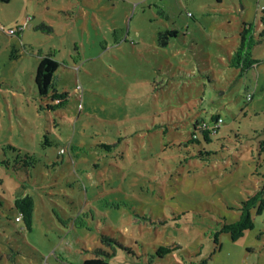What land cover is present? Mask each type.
Here are the masks:
<instances>
[{
	"label": "rangeland",
	"instance_id": "rangeland-1",
	"mask_svg": "<svg viewBox=\"0 0 264 264\" xmlns=\"http://www.w3.org/2000/svg\"><path fill=\"white\" fill-rule=\"evenodd\" d=\"M263 10L264 0H0V264H81L103 234L134 251L112 264H264V212L239 239H215L264 173V36L256 65H230L245 26L264 32ZM27 18L22 35L3 31ZM46 54L68 94L54 108L35 84ZM213 114L223 123L206 142L194 123ZM19 193L34 199L31 228ZM160 245L178 248L161 257Z\"/></svg>",
	"mask_w": 264,
	"mask_h": 264
},
{
	"label": "trees",
	"instance_id": "trees-1",
	"mask_svg": "<svg viewBox=\"0 0 264 264\" xmlns=\"http://www.w3.org/2000/svg\"><path fill=\"white\" fill-rule=\"evenodd\" d=\"M10 1V0H3ZM264 14V10H263ZM264 21V15H263ZM19 26H15L18 28ZM23 32V31H22ZM21 31H17L15 34L21 35ZM174 33V32H173ZM169 33H159V40L162 43V39L165 35ZM241 41L238 47L235 49L233 56L230 58V65L233 67H240L243 70L249 69L250 67L257 64V59L253 57V49L257 45L259 38L264 36V32H256L254 25H250L248 28L245 26L241 30ZM59 67V61L54 57L53 54L42 55L39 59L36 73H35V84L39 95L42 97H51L53 100L58 101V103L53 106L49 105V108H54L56 106L64 105L68 101V94L60 93L56 88H54V75ZM50 90H52L51 94ZM221 119V123L218 126H211L213 123H217ZM223 123V118L219 114H213L211 120H197L194 126L197 130L201 131L202 137L206 142L212 141V134H215L220 129ZM199 125V126H198ZM196 130V131H197ZM199 141L197 132H193V137L188 140L189 142ZM9 147L21 151L12 144ZM260 152L264 153V139L259 142ZM210 153V151L208 152ZM26 158H30L29 153H26ZM264 161V159H263ZM262 175V181L259 189L253 195H249L246 199L241 201V206L239 207L240 215L239 218L232 223L224 222L221 224V229L215 233V239L217 247L220 246L219 235L220 233H229L233 240H237L242 237L247 230L254 228V215L262 214L264 212V173ZM15 205L22 214L28 228L32 227L33 224V214H34V199L31 195L18 194L15 199ZM19 218V216L17 217ZM20 219V218H19ZM101 245L95 247L94 254L95 257L83 259L81 264H112V262L117 259L120 249H123L127 254L133 255L134 251L130 245H124L122 242L116 240L115 238L103 234L100 239ZM178 248L177 246L171 245H160L157 249L159 256L164 257L165 255L172 253Z\"/></svg>",
	"mask_w": 264,
	"mask_h": 264
},
{
	"label": "built area",
	"instance_id": "built-area-1",
	"mask_svg": "<svg viewBox=\"0 0 264 264\" xmlns=\"http://www.w3.org/2000/svg\"><path fill=\"white\" fill-rule=\"evenodd\" d=\"M29 19L30 18L25 19L24 23L21 26H19L18 28L10 27L8 29H3V31L5 33H7L8 35H14L17 31H21L22 32L24 30V28H25V25L28 24ZM78 88H79V86H78ZM220 123H221V119H219V121L217 123L211 124V126H218V125H220Z\"/></svg>",
	"mask_w": 264,
	"mask_h": 264
},
{
	"label": "crops",
	"instance_id": "crops-1",
	"mask_svg": "<svg viewBox=\"0 0 264 264\" xmlns=\"http://www.w3.org/2000/svg\"><path fill=\"white\" fill-rule=\"evenodd\" d=\"M22 35V34H21Z\"/></svg>",
	"mask_w": 264,
	"mask_h": 264
}]
</instances>
